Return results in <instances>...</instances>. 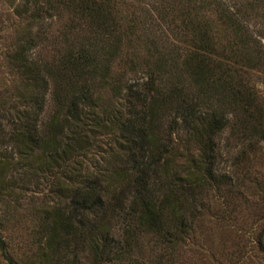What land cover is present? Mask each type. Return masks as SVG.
<instances>
[{
    "label": "trees",
    "instance_id": "obj_1",
    "mask_svg": "<svg viewBox=\"0 0 264 264\" xmlns=\"http://www.w3.org/2000/svg\"><path fill=\"white\" fill-rule=\"evenodd\" d=\"M26 2L38 27L56 19L62 50L30 58L45 29L27 25L4 56L19 80L0 96V201L23 194L11 171L30 162L52 175L55 198L31 215L20 250L0 217V263L189 264L207 192L235 188L216 137L229 129L264 150V97L249 78L264 76V0L152 1L151 25L139 0ZM162 23L172 42L156 34ZM105 93L121 110L104 109ZM96 136L111 137L112 157L67 173Z\"/></svg>",
    "mask_w": 264,
    "mask_h": 264
},
{
    "label": "rangeland",
    "instance_id": "obj_2",
    "mask_svg": "<svg viewBox=\"0 0 264 264\" xmlns=\"http://www.w3.org/2000/svg\"><path fill=\"white\" fill-rule=\"evenodd\" d=\"M25 1L27 0H0V96L14 95L19 77L10 71L4 56L14 46L18 36L24 33L25 26L30 25L33 34L38 29H45L44 39L30 51V58L36 61L51 60L52 56L62 50L58 36L60 25L56 19H45L42 27H38V24L26 18L27 8H33ZM152 1L157 3L159 0H139L141 9H135V13H143L142 17L148 20L145 23L150 25V20L154 21L153 24L158 21L156 17L149 18L144 12V9H150ZM155 32L172 42V31L163 23ZM133 78L144 79L140 75ZM249 78L264 97V76L253 74ZM107 93L102 99L104 109L110 108L114 112L121 110V100L112 98ZM52 109L51 94L48 92L39 123L48 118ZM0 123L3 120L0 119ZM98 137L97 146L67 160L64 166L67 173L75 166L91 170L95 165H104L106 157H112L115 144L111 137L96 136ZM216 142L218 172L230 176L235 188L227 194L207 192L202 216L204 221H198L200 227L197 223L195 241L187 246L183 258L188 259L189 264H218L216 259L220 264H264V150L252 153L248 142L240 143L231 137L229 129L221 132L216 137ZM11 176L23 194L16 202L12 197L10 201H0V217L6 219L4 236L14 242L15 250H20L22 240L29 230L31 215L36 213L38 205L44 199L55 198L54 192L50 191L53 177L38 169L36 164L32 166L31 162L12 170ZM16 220L19 222L16 223ZM81 264H87L85 258Z\"/></svg>",
    "mask_w": 264,
    "mask_h": 264
}]
</instances>
